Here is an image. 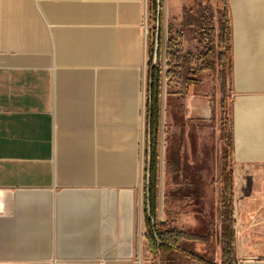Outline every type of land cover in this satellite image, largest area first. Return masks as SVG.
<instances>
[{
  "label": "crops",
  "instance_id": "1",
  "mask_svg": "<svg viewBox=\"0 0 264 264\" xmlns=\"http://www.w3.org/2000/svg\"><path fill=\"white\" fill-rule=\"evenodd\" d=\"M196 1L167 0L171 21L163 1V55ZM224 4L236 264H264V0ZM149 18V0H0V264H142ZM207 89L164 85L183 157Z\"/></svg>",
  "mask_w": 264,
  "mask_h": 264
},
{
  "label": "trees",
  "instance_id": "2",
  "mask_svg": "<svg viewBox=\"0 0 264 264\" xmlns=\"http://www.w3.org/2000/svg\"><path fill=\"white\" fill-rule=\"evenodd\" d=\"M149 11L151 27L149 29L148 40V60H147V101H146V139L144 150V216L147 249L155 257L152 264H174L177 254L186 255L201 262H208L203 256V252L196 249V244L208 245L214 238V233L207 231L200 234L183 227L170 225L167 219L164 221L159 217V188H160V137L162 130V96L164 85L166 94H182L184 89L190 85L198 84L197 74L204 70L214 69L219 61L224 67L226 58L230 53V21L227 16L228 8L225 5L224 15L219 20L220 41L219 46L213 42L215 32L212 13L208 15L206 6L201 7L197 12L185 10L181 21V27L174 29L170 22L169 34L166 44L165 55L162 47V23H163V0L161 10V36L158 62L151 67L154 52V36L157 14V0H149ZM199 36V48L196 51L185 50L183 47L184 31L189 30ZM202 46V48H200ZM228 53V55H226ZM163 56L166 59L167 69H163ZM217 59V61H216ZM229 60V59H228ZM230 67V65H229ZM152 79L151 105L149 102L150 84ZM151 106V108H150ZM151 113V171H150V203L151 217L147 214L146 203V169H147V133L148 116ZM231 146V143L229 144ZM177 158L170 153L168 166L172 170L173 176H177L184 171V157L178 151ZM221 225L220 243L222 248V264H236L235 253V218H234V175L233 171H227L222 179L221 188Z\"/></svg>",
  "mask_w": 264,
  "mask_h": 264
},
{
  "label": "rangeland",
  "instance_id": "3",
  "mask_svg": "<svg viewBox=\"0 0 264 264\" xmlns=\"http://www.w3.org/2000/svg\"><path fill=\"white\" fill-rule=\"evenodd\" d=\"M163 1L165 14H167L165 18L171 21L168 17L167 0ZM224 5V0H197L194 9L197 12L199 8L206 6L208 15L212 13L215 24V32L212 37L216 46L219 45L221 31L218 21L224 15ZM149 19L151 21V18ZM149 23L150 29L151 22ZM192 37L193 33L190 35L187 33L185 50L196 51L199 48L198 42H195ZM163 69L164 71L167 69L164 56ZM229 73V61L226 58L224 67H221L220 62L217 61L214 69L204 70L197 74L199 83L209 87L207 90L211 96V113L205 121L191 122L189 132L191 145L187 147L190 152L184 154V171L178 177L168 171V159L170 153L176 154L175 158H177L178 151L183 152L182 133L174 130V136L171 135L169 139L170 147L167 141L164 142L167 133L165 125L164 133L160 137L159 217L167 219L170 225L183 227L200 234L207 231L214 233V238L208 245L196 244V249L203 252V256L208 262H201L186 255L177 254L174 264H222L223 262L220 243L221 188L224 174L232 168L229 163V106L232 98L228 83ZM181 121L182 119H176L175 123L179 122L180 125ZM237 191L239 201L248 194V189H237ZM145 245L144 238L142 264H152L155 257L151 252L145 251Z\"/></svg>",
  "mask_w": 264,
  "mask_h": 264
},
{
  "label": "water",
  "instance_id": "4",
  "mask_svg": "<svg viewBox=\"0 0 264 264\" xmlns=\"http://www.w3.org/2000/svg\"><path fill=\"white\" fill-rule=\"evenodd\" d=\"M161 10H162V0H157V14H156V24H155V36H154V52L152 65L153 67L158 62L159 49H160V36H161ZM150 91H149V102L151 105L152 92L151 84L152 79H149ZM151 108V106H150ZM146 203H147V214L151 218L152 222L155 223L154 218L151 217V203H150V171H151V113L148 116V133H147V169H146ZM164 221V219H161Z\"/></svg>",
  "mask_w": 264,
  "mask_h": 264
}]
</instances>
